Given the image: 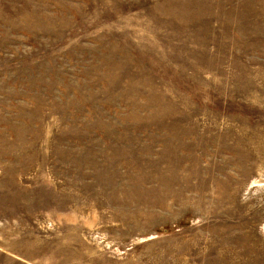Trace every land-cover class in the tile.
<instances>
[{
    "label": "rangeland",
    "instance_id": "obj_1",
    "mask_svg": "<svg viewBox=\"0 0 264 264\" xmlns=\"http://www.w3.org/2000/svg\"><path fill=\"white\" fill-rule=\"evenodd\" d=\"M0 264H264V0H0Z\"/></svg>",
    "mask_w": 264,
    "mask_h": 264
}]
</instances>
